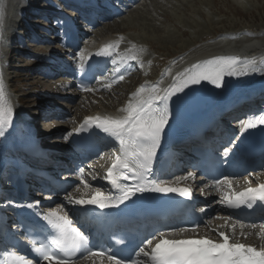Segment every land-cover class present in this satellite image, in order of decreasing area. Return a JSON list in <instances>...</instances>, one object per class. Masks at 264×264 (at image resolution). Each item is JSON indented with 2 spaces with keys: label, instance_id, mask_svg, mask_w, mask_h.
<instances>
[{
  "label": "snow or ice",
  "instance_id": "6c2138e0",
  "mask_svg": "<svg viewBox=\"0 0 264 264\" xmlns=\"http://www.w3.org/2000/svg\"><path fill=\"white\" fill-rule=\"evenodd\" d=\"M2 19L3 7L0 4V21ZM119 43L120 41L106 43L95 53L98 56L117 57L111 61L117 66L114 69V78L110 83H101V88L110 89L112 84L124 80L127 69L121 71V64L137 61L143 67L138 55L121 56ZM132 48L135 49L136 45L133 44ZM80 67H84L83 63ZM256 70L258 69L255 59L214 56L198 61L182 72L176 73L173 82L166 88L160 87L162 80L153 85L142 84L130 94L131 98L127 104L119 109L123 115L86 116L78 127L72 129V133H80L88 127H96L116 142L118 151H113L111 166L108 167L103 179L116 189L118 195L105 193L99 188L92 189L88 182L83 180L85 173L81 168L79 169L81 179L85 191L89 194L87 197L82 195L79 198L69 194L66 197L67 202L75 205H97L104 209L119 206L137 193L149 191L190 196L192 189L189 186H176L150 179L157 150L172 115L170 101L190 85L209 81L216 86H222L225 76H241ZM164 74L170 75L171 69H167ZM81 87L84 91L97 90L83 85ZM13 115L14 108L6 93L3 72L0 70V135H3V130L11 125ZM258 125H264V113L242 120L241 134ZM231 151L230 147L225 148L224 155ZM195 176L194 172H188L180 179L194 180ZM129 180L133 183H125ZM215 184L218 190L226 185L227 191L224 192L220 203L229 208H240L241 205L252 208L257 201L264 203V183L253 186L252 181L248 180V186L240 191L233 187V181L228 177H224L222 181L217 180ZM38 204L39 201L27 207H36ZM200 211L203 212L204 209ZM42 218L53 234L50 238H46L47 242L31 240V246L44 264H76L77 258L90 261L91 264H264V244L257 247L235 239L237 224L241 230L246 227L255 229L257 225H245L240 222L228 224L232 219L230 216L223 218L225 225L222 227L230 228L231 235L216 228L213 231L217 233L218 239H212L207 235L182 237L180 234L187 233L188 228L173 229L169 233L153 234L150 238H146L134 252V257L124 258L111 249L94 250L90 246L89 236L77 227L75 221L63 210L62 205L49 208L42 214ZM195 227L198 228L199 225ZM192 231H195V228ZM240 235L246 237L248 234L241 231ZM257 235L264 240V225ZM2 264H36V261L14 252H5Z\"/></svg>",
  "mask_w": 264,
  "mask_h": 264
},
{
  "label": "rangeland",
  "instance_id": "374dc122",
  "mask_svg": "<svg viewBox=\"0 0 264 264\" xmlns=\"http://www.w3.org/2000/svg\"><path fill=\"white\" fill-rule=\"evenodd\" d=\"M113 23L116 24L112 26ZM99 29L104 30V33L108 29L126 31L137 41L149 43L151 46L148 47L150 55L146 58L149 63L144 69L134 72L132 76L112 84V87L105 92L75 97V94L70 90L69 95H72L70 98L72 100L63 99L61 101V99L55 98L53 104L60 105L61 111L65 113L63 116L65 119L62 125L57 122L49 123L45 128V130L52 129L50 138H65L66 132L71 128L70 125L75 123L74 119H80L83 115L102 106L113 109L112 105L117 100L121 102L120 93L125 91L124 93L127 94L129 86H133V80L137 76L135 73L142 77L149 74L157 66V60L161 57L165 58V65L160 69H166L169 66L172 67L173 64H179L192 55L195 52L193 48L196 43H198L197 47L205 50L208 49L205 47L209 46L212 40L222 36L238 34L250 38L263 34L264 0H142L131 8L128 14L114 19L109 28L107 26ZM172 35V38L169 37ZM260 38L264 39V35ZM11 56L13 57L14 54ZM152 56L155 57L154 60L150 58ZM172 56L174 59L169 58ZM30 63L35 64V61L28 55L26 58H21L11 73L16 75V79H14L16 89L26 94V99L29 101L27 109L32 111L34 109L32 100L40 103L43 100L42 97L48 99L51 96L45 91L36 94L37 91L34 93V89H30L34 83L39 82L38 76H32L33 67L30 66ZM41 94L42 97L39 96ZM64 124L68 125L63 126ZM53 144L59 146V139ZM103 158L105 159V157Z\"/></svg>",
  "mask_w": 264,
  "mask_h": 264
},
{
  "label": "bare ground",
  "instance_id": "6f19581e",
  "mask_svg": "<svg viewBox=\"0 0 264 264\" xmlns=\"http://www.w3.org/2000/svg\"><path fill=\"white\" fill-rule=\"evenodd\" d=\"M120 17H118V18H120ZM114 24H116V23H113L112 26ZM110 26H111V23H110ZM158 29H160V28H158ZM169 37L172 38L173 35L169 36ZM106 39L108 41H114V37L113 36H108ZM260 45L262 47H264V42H263V45L262 44H260ZM224 46H225L224 43H221V44L219 43L218 45L215 46L214 49L211 48V50H209V51H207V49H205L203 51H199V49H198L197 53L196 52L192 53L191 57H188L186 60L181 62L178 66H174L173 68L170 67L171 74L170 75H165V74L162 75L160 81L162 80L163 82L160 84V87L161 88L168 87V85L173 82V77L176 75V73L182 72L185 68L189 67L190 65H192L194 63H197L198 61L207 60V59H210V58H212L214 56H228V55L229 56H238V53L233 52V51L229 52L228 55H227V52H226L227 49H225ZM1 48L2 49L0 50V61H2V59H3L4 55H5V52H6L5 50L7 48V45L1 44ZM258 55H260L259 57H263L264 48H262V51L258 52ZM239 57L246 58L245 56H239ZM246 59H249V58H246ZM161 60H162V58H161ZM263 66H264V61H261L260 64H257V69L258 70H256V71H249L248 74L241 75V76H225L224 77V81H223V85L222 86H218L217 88H215L210 94L203 96V98L201 100L197 101L194 104V107L189 112L193 111L194 113H200V112H203L204 110H208V109L214 108V106L216 104L224 102L226 99H231V98L236 97L237 95H239L238 88L242 87L244 85L243 80H247V79H250V78H257V77L262 76L261 72L264 71V67ZM156 75H157V73L153 72V73H151L150 76H151V78H154V77H156ZM59 80H61L60 77L57 78V79H53V81L49 80L48 82L49 83L56 82L55 86H56V89H58L59 86H60ZM23 101H26V99H24ZM102 107H104V106H102ZM102 113H108L110 115L122 114L119 111L109 112V111L104 110L103 108H101L99 110V112L98 113H94V115L95 114L96 115L97 114H102ZM86 116H93V115L90 114V115H86ZM85 117H83V119ZM50 121L51 120H46V121L40 123V128L42 130H45V128H47V126L49 125ZM66 125H68V124H64L63 126H66ZM45 131H50V129L45 130ZM48 141L50 143H53V142L57 141V138H48ZM64 144H65V142H64ZM94 183L99 185V184H101V180L100 179L96 180V181H94Z\"/></svg>",
  "mask_w": 264,
  "mask_h": 264
}]
</instances>
